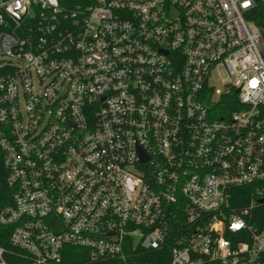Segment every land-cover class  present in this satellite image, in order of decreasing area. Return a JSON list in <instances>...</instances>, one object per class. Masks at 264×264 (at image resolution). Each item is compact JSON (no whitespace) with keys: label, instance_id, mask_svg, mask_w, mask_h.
Here are the masks:
<instances>
[{"label":"built area","instance_id":"obj_1","mask_svg":"<svg viewBox=\"0 0 264 264\" xmlns=\"http://www.w3.org/2000/svg\"><path fill=\"white\" fill-rule=\"evenodd\" d=\"M82 1L0 0L11 245L264 264V0Z\"/></svg>","mask_w":264,"mask_h":264},{"label":"trees","instance_id":"obj_2","mask_svg":"<svg viewBox=\"0 0 264 264\" xmlns=\"http://www.w3.org/2000/svg\"><path fill=\"white\" fill-rule=\"evenodd\" d=\"M61 3L67 7L78 4H87L82 0H61ZM7 171L3 165L0 155V212L3 208L12 202L13 192L8 186ZM244 190V189H243ZM246 190V189H245ZM244 190V191H245ZM264 211V206L259 207ZM12 227L0 222V247L4 248V258L8 264H31L29 258L20 249L11 245L10 235ZM75 255L83 256L85 250L79 247H69ZM171 244H165L161 249L139 251L137 258L131 261L132 264H167L170 260ZM79 260H69L65 264H76Z\"/></svg>","mask_w":264,"mask_h":264},{"label":"water","instance_id":"obj_3","mask_svg":"<svg viewBox=\"0 0 264 264\" xmlns=\"http://www.w3.org/2000/svg\"><path fill=\"white\" fill-rule=\"evenodd\" d=\"M261 202H264V198L261 200Z\"/></svg>","mask_w":264,"mask_h":264}]
</instances>
